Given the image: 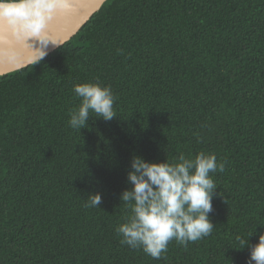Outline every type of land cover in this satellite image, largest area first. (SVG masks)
Wrapping results in <instances>:
<instances>
[{
    "label": "trees",
    "instance_id": "16d2710c",
    "mask_svg": "<svg viewBox=\"0 0 264 264\" xmlns=\"http://www.w3.org/2000/svg\"><path fill=\"white\" fill-rule=\"evenodd\" d=\"M0 264H264V0H107L0 76Z\"/></svg>",
    "mask_w": 264,
    "mask_h": 264
},
{
    "label": "water",
    "instance_id": "95a60500",
    "mask_svg": "<svg viewBox=\"0 0 264 264\" xmlns=\"http://www.w3.org/2000/svg\"><path fill=\"white\" fill-rule=\"evenodd\" d=\"M107 0L0 1V76L66 44Z\"/></svg>",
    "mask_w": 264,
    "mask_h": 264
}]
</instances>
